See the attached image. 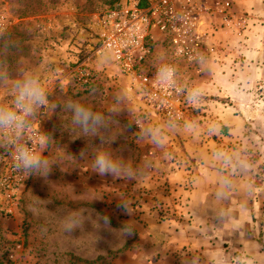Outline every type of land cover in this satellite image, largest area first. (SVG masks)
Instances as JSON below:
<instances>
[{"label": "rangeland", "instance_id": "1", "mask_svg": "<svg viewBox=\"0 0 264 264\" xmlns=\"http://www.w3.org/2000/svg\"><path fill=\"white\" fill-rule=\"evenodd\" d=\"M6 1L11 26L8 41H0V74L7 75L9 83L0 85V101L10 99L11 83L22 72L40 76L49 103L37 126L49 134L44 155L53 169L47 182L28 177L19 200L9 209L0 206V264H219L212 254L214 243L192 251L181 246L185 243L182 229L192 219L188 195L201 162L210 154L228 160L227 152L215 145L247 144V153L237 147L239 151L230 157L260 160L264 169V56L242 53L248 33L256 35L258 10L242 11L232 0L234 11L247 16V30L241 36L220 34L223 56L201 66L208 70L212 63L220 69L229 65L237 86L224 92L219 86L215 91L200 89L198 103L189 105L184 99L181 121L169 123L153 115L107 60L87 62L93 78L86 86L70 73L77 65L84 68V47L96 31L98 18L116 0ZM250 2L254 10L256 0ZM258 19L264 21V16ZM248 41L249 49L264 46V40ZM161 48L158 59L166 57ZM184 64L180 66L186 71ZM117 95L122 101L115 99ZM69 99L105 115L108 128L100 133L103 147L130 164L136 180L101 177L92 171L93 150L100 138L72 140L79 130H73L70 114L62 110ZM228 107L243 117L239 124L228 125V120L219 118ZM225 127L244 129L245 135L224 139L220 131ZM141 135L146 138L139 140ZM84 148L87 158L77 159ZM120 201L128 202L132 215ZM81 209L86 210L82 226L71 234L64 231L62 213ZM97 214L108 216L110 227ZM126 222L134 233L131 236L120 231Z\"/></svg>", "mask_w": 264, "mask_h": 264}, {"label": "built area", "instance_id": "2", "mask_svg": "<svg viewBox=\"0 0 264 264\" xmlns=\"http://www.w3.org/2000/svg\"><path fill=\"white\" fill-rule=\"evenodd\" d=\"M8 17V3L0 0V37L11 26ZM246 30L247 16L234 11L232 0H117L97 20L96 31L84 47V68L77 65L70 73L86 86L93 78L87 62L107 60L156 118L179 123L191 85L178 76L177 63L183 61L186 70L193 67L200 73L206 61L217 62L223 56L220 34L241 36ZM160 47L166 57L158 59ZM160 69H170L171 77L157 79ZM43 109L33 121L34 138L43 134L37 126ZM27 179L0 150V206L9 209L18 201Z\"/></svg>", "mask_w": 264, "mask_h": 264}, {"label": "crops", "instance_id": "3", "mask_svg": "<svg viewBox=\"0 0 264 264\" xmlns=\"http://www.w3.org/2000/svg\"><path fill=\"white\" fill-rule=\"evenodd\" d=\"M264 0H256V8L252 9L250 0H237L242 11L259 14L256 16L259 26L256 35L249 32V41L260 44L264 40V21L258 18L264 16ZM247 34V36H248ZM252 34V35H250ZM243 46L242 53L246 56H264V46L260 50ZM248 41V42H249ZM180 66V62L177 63ZM213 64L209 68L199 71L193 67L184 71L180 66L179 73L191 85L189 92L200 89H214L217 86L224 89L237 86L231 78V67L224 66V69ZM231 66V65H230ZM225 72L226 74H223ZM199 98L190 102L197 104ZM224 110L219 113V118L228 120L229 124L240 123L242 118L238 113L231 110ZM235 112V113H234ZM225 125V126H228ZM226 134L227 136H225ZM244 136V129H222L220 137L232 140L231 136ZM219 146L217 150L227 152L228 160L221 159L217 154L208 155V159L202 161L199 167V175L192 183L193 188L189 193V209L192 219L181 231L185 235V243L188 250H196L205 244H213L215 263L223 264H264V172L262 161L249 160V157L236 159L235 155L239 149L249 150V145L227 144ZM229 151V152H228ZM217 151H214V153ZM199 250V249H198ZM218 250V251H217ZM211 252V251H210ZM219 263V264H220Z\"/></svg>", "mask_w": 264, "mask_h": 264}, {"label": "clouds", "instance_id": "4", "mask_svg": "<svg viewBox=\"0 0 264 264\" xmlns=\"http://www.w3.org/2000/svg\"><path fill=\"white\" fill-rule=\"evenodd\" d=\"M172 75L170 69H160L157 72V79H168ZM9 77L0 74V85H8ZM10 99L0 101V150H3L10 157L14 170L28 178L31 176L42 177L47 182V177L53 169V162L44 155L49 145V134L43 133L38 138L31 135L33 121L39 111L46 108L48 101V91L44 86L39 75L30 71H24L12 81L9 89ZM199 92L193 91L189 94V101L194 102L198 99ZM116 100L122 101V97L117 95ZM62 110L70 114V125L73 130H79V134L72 140L82 137H99L100 143L96 144L93 150L91 161L92 171L99 176H112L114 179L134 181L137 179L136 173L130 164L121 159L114 158L113 155L104 149L103 139L100 137L101 130L106 131L108 124L105 115L96 111L90 106L69 99L62 105ZM117 112L116 108L112 113ZM148 135H151L149 131ZM146 137L141 135L139 140ZM159 143V141H157ZM73 157V155H70ZM77 158L76 156H74ZM87 158L86 148L82 149L77 159ZM37 200L43 202L39 197ZM129 215L132 211L127 201H120ZM86 210H72L62 213L61 221L64 231L71 234L75 229L83 224ZM105 227H110L108 216H100ZM120 231L125 236H131L133 233L129 222H126Z\"/></svg>", "mask_w": 264, "mask_h": 264}, {"label": "trees", "instance_id": "5", "mask_svg": "<svg viewBox=\"0 0 264 264\" xmlns=\"http://www.w3.org/2000/svg\"><path fill=\"white\" fill-rule=\"evenodd\" d=\"M117 1V0H116ZM7 35V34H6ZM6 35H3L0 37V41H4V42H7L8 41V38Z\"/></svg>", "mask_w": 264, "mask_h": 264}]
</instances>
